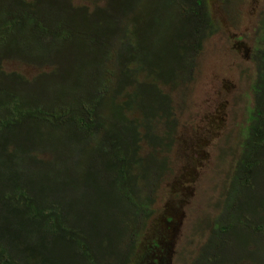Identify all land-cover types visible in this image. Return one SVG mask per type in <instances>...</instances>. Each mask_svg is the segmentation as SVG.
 Instances as JSON below:
<instances>
[{"label":"trees","instance_id":"16d2710c","mask_svg":"<svg viewBox=\"0 0 264 264\" xmlns=\"http://www.w3.org/2000/svg\"><path fill=\"white\" fill-rule=\"evenodd\" d=\"M75 1L0 0V264L132 263L156 214L151 187L174 172L173 93L195 80L220 30L209 0ZM218 1L238 27L247 0ZM59 42L67 55L52 62ZM250 58L254 78L246 72L249 89L233 100L240 119L215 147L216 215L200 220L192 264H254L264 241V6ZM51 79L69 87L55 100ZM75 152L91 155V171L71 167Z\"/></svg>","mask_w":264,"mask_h":264},{"label":"rangeland","instance_id":"374dc122","mask_svg":"<svg viewBox=\"0 0 264 264\" xmlns=\"http://www.w3.org/2000/svg\"><path fill=\"white\" fill-rule=\"evenodd\" d=\"M75 2L82 3L81 0ZM83 4L87 3L83 1ZM209 6L220 30L205 43L196 58L193 69L195 80L188 88L173 93L181 122L175 147L167 155L174 172L158 189L151 187V191L155 192L152 196L156 199V214L138 239L131 264H192L204 244V238L195 234L204 226L202 223L205 221L200 220L216 215L211 207L219 198L218 179L215 178L213 184L208 182L213 177L215 147L232 121L234 97L249 89L244 75L248 72L254 78L250 53L258 13L264 6V0L246 1L241 7L242 22L238 27L227 19L223 4L218 0H209ZM90 49L88 47L86 51ZM65 52V45L59 42L50 57L51 61L64 59ZM7 67L11 71L22 70L30 77L49 71L48 68L36 70L30 66L17 68L14 63ZM82 73L88 74L89 69H82ZM44 82L51 100L59 98L69 88L63 81L55 79ZM239 119L232 121L234 126ZM90 156L75 152L70 161L71 167L80 173L91 171ZM238 245H243L242 241ZM253 252L254 264H264V241L257 244Z\"/></svg>","mask_w":264,"mask_h":264}]
</instances>
